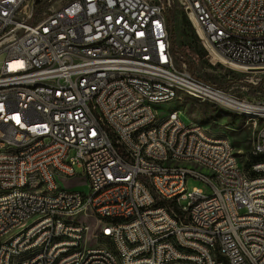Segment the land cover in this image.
I'll use <instances>...</instances> for the list:
<instances>
[{
  "label": "built area",
  "instance_id": "obj_1",
  "mask_svg": "<svg viewBox=\"0 0 264 264\" xmlns=\"http://www.w3.org/2000/svg\"><path fill=\"white\" fill-rule=\"evenodd\" d=\"M173 2L0 0V73L6 74L0 85V264L28 247H45V254L27 264H115L105 246H79V239L104 237L116 238L125 264H168V258L264 264V178L241 177L227 137H207L180 112L156 121L157 112L143 104V97L181 96L175 83H186L235 114L240 106L264 114V101L190 71L170 34ZM180 2L211 58L212 49L247 72H264V0ZM23 72H31L30 83L7 86L8 76ZM74 78H81L80 87H73ZM34 80L43 87L33 88ZM147 118H155V127L142 132ZM253 140L260 149L251 158L264 155V127ZM5 145H26L27 153L2 156ZM164 156L203 159L219 168L220 179L165 164ZM77 169L88 180L86 191L59 181V172L79 175ZM190 178L212 192L189 190ZM24 181H36V190L19 192ZM38 186H46V194H38ZM48 188L59 198H48ZM94 188H101L98 199H91ZM192 202H199L198 212H191ZM120 213L134 214V222H122ZM61 214H75L80 225L61 223ZM81 215L96 225L81 223ZM153 233H161V242L151 243ZM169 234L197 255H182ZM125 238L137 239V246H125ZM139 250H152V258L137 259Z\"/></svg>",
  "mask_w": 264,
  "mask_h": 264
},
{
  "label": "rangeland",
  "instance_id": "obj_2",
  "mask_svg": "<svg viewBox=\"0 0 264 264\" xmlns=\"http://www.w3.org/2000/svg\"><path fill=\"white\" fill-rule=\"evenodd\" d=\"M169 14L174 29V43L185 53L184 56L188 61V66L191 65L194 68L197 76L209 80L218 86H223L228 90L231 89L232 93L250 101H264V72H247L243 68L240 69L223 60L221 56L218 59H214L213 56L211 58L209 50L201 41L186 12L183 10L180 0H174L169 9ZM183 20L188 22V24H184ZM258 78L261 80L258 84H254V82L258 81ZM244 83L249 87L248 90H243L240 87V84ZM181 92V96L170 102L155 104L154 110L157 114L165 116L174 109H180L181 118L186 123L198 122L207 129L209 128V131L228 134L239 152V159L243 167L247 169L251 161L250 151L253 147V138L256 130L249 118L245 115L228 111L222 105L208 101L202 102L183 91ZM221 110L227 111L228 115H225ZM77 173L79 175L59 176V181L63 187L68 189L88 190L86 176L80 175L83 174V170L77 169ZM194 187L203 189L207 194L212 192L210 186L205 182L190 178L188 180V188L192 190ZM186 203L184 200L183 204ZM81 219L96 225L95 220L90 218V216L81 215ZM86 240V244L89 246L99 244L98 239Z\"/></svg>",
  "mask_w": 264,
  "mask_h": 264
},
{
  "label": "bare ground",
  "instance_id": "obj_3",
  "mask_svg": "<svg viewBox=\"0 0 264 264\" xmlns=\"http://www.w3.org/2000/svg\"><path fill=\"white\" fill-rule=\"evenodd\" d=\"M199 4H206V0H199ZM212 56L219 58L215 51L211 49ZM242 69L243 67L237 66ZM6 74L0 73V85H5ZM31 72H23L22 76H8L7 86H14L15 88H22L23 83H30ZM161 82H169V75H161ZM81 86V78L73 79V87ZM43 80H34L33 88H42ZM176 92H185L187 95L198 99L202 102H216L215 95H203L201 92H197L194 88H188L186 83H175ZM179 96H170L169 98H155L150 101V97H143V104H150V110H154V105L157 103L170 102ZM224 106L228 111L235 112L234 107L225 106V104H217ZM242 110L237 111L238 114L245 115L254 125L255 135L264 127V114L263 111L258 108H252L250 106H240ZM181 113V110L174 109L165 116H159L156 113V121H163V118H173L175 114ZM192 125H196L199 128H205V134L209 138H223L227 137V143L230 147V160L234 162L236 170H239V174L243 178L256 179L264 178V171L255 170L252 171V167L264 166V155L256 156L251 158L248 168L245 169L239 159V152L228 134L224 135H213L209 130L198 122H192ZM155 127V118H147L142 122V132H151V129ZM260 140H253V147L250 151L251 154L259 153ZM27 153L26 145H5L2 147V156L21 155ZM164 163L172 166L188 167L190 170H194L196 174H202L204 177H212L213 179H220V171L217 167H211L210 163L203 161V159L188 158L183 156H164ZM59 176H74L70 172H59ZM36 190V181H24L19 185V192H32ZM38 194H46V186H38ZM98 195H101V188H94V192H91V199H98ZM4 197V190L0 189V198ZM48 198H59V191L55 188H48ZM144 210H151V203H144ZM199 211V202L191 203V212ZM83 216V215H82ZM86 216V215H85ZM90 216V215H87ZM120 220L122 222H134V214L120 213ZM61 223H67L69 225H80V218L75 214H61ZM81 223H87L81 219ZM99 244L93 246H105V252L108 253L109 257L114 259L115 264H125V255H123L120 246L116 245V238L104 237L98 238ZM161 242V233H153L151 235V243ZM168 242L173 246H181L182 255L193 256L197 255V248L189 245H182V239L178 234H169ZM216 242H223V235H216ZM86 239H79V246H89L86 244ZM125 246H137V239L125 238ZM45 254V247H28L25 251H15V256H7V264H16V258L18 264H27L28 261H33L36 255ZM152 258V250H139L137 251V259L147 260ZM168 264H182L181 258H168Z\"/></svg>",
  "mask_w": 264,
  "mask_h": 264
},
{
  "label": "trees",
  "instance_id": "obj_4",
  "mask_svg": "<svg viewBox=\"0 0 264 264\" xmlns=\"http://www.w3.org/2000/svg\"><path fill=\"white\" fill-rule=\"evenodd\" d=\"M168 15H170L169 14V11H168ZM169 21H170V34H171V36H172V39H173V41H174V29H173V24H172V22H171V18H169ZM183 23L184 24H188V22H186V21H184L183 20ZM190 25V24H189ZM175 44V43H174ZM175 49H176V51H178V52H181L182 53V55L184 56V52L183 51H181L176 45H175ZM185 57V56H184ZM189 69H190V71L193 73V74H196L195 73V71H194V68L190 65L189 66ZM221 87H223V86H221Z\"/></svg>",
  "mask_w": 264,
  "mask_h": 264
},
{
  "label": "crops",
  "instance_id": "obj_5",
  "mask_svg": "<svg viewBox=\"0 0 264 264\" xmlns=\"http://www.w3.org/2000/svg\"><path fill=\"white\" fill-rule=\"evenodd\" d=\"M180 110V109H179ZM221 112H223L225 115H228V113H227V111H223V110H221ZM230 113V112H229ZM208 130H209V128H208ZM209 132H211L213 135H224V134H226V133H220V132H217V131H215V132H212V131H209Z\"/></svg>",
  "mask_w": 264,
  "mask_h": 264
}]
</instances>
